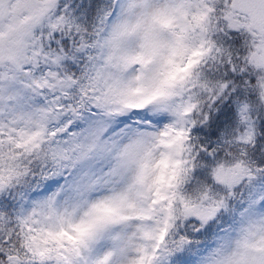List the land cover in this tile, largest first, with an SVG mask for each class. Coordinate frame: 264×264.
Wrapping results in <instances>:
<instances>
[{
	"label": "snow or ice",
	"instance_id": "1",
	"mask_svg": "<svg viewBox=\"0 0 264 264\" xmlns=\"http://www.w3.org/2000/svg\"><path fill=\"white\" fill-rule=\"evenodd\" d=\"M0 264H264V0H0Z\"/></svg>",
	"mask_w": 264,
	"mask_h": 264
}]
</instances>
